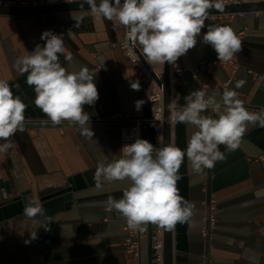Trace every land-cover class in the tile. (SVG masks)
<instances>
[{"label": "crops", "instance_id": "crops-1", "mask_svg": "<svg viewBox=\"0 0 264 264\" xmlns=\"http://www.w3.org/2000/svg\"><path fill=\"white\" fill-rule=\"evenodd\" d=\"M61 1L66 0H44V4ZM209 25L229 26L236 35L245 30L238 53L239 67L231 77L220 65L196 74L189 70L203 61L217 59L211 45L202 42ZM48 30L63 34L73 55L70 67L61 56L62 66L69 71L87 66L95 75L99 99L94 105H84L93 136L85 137L78 126L67 121L54 124L43 114L41 118L25 119L23 131L10 138L12 147L0 153V201L5 192L9 198L27 192L40 204L45 195L73 183L78 187L72 192L69 207L63 201L48 209L46 216L34 220L23 215L24 204L14 202V208L0 217V264H126V220L115 210L105 209L107 198L119 199L128 182H104L97 188L93 176L103 154L108 156L105 163L116 158L113 155H120L124 144L120 140L121 120L117 117H146L154 79L144 64L143 69L134 66L118 46L127 28L118 21L96 18L88 10L35 16L0 14V79L16 84L23 78L25 83L26 75L20 77L13 65L37 44L43 45L41 35ZM69 30L73 32L71 38ZM178 65L183 71L172 81L173 111L180 95L185 98L197 89L213 95L214 90L222 92L225 88L235 90L250 111L264 108V12L207 20L197 44L178 58ZM150 66L162 75L163 64ZM135 80L140 83L138 91L130 86ZM238 80L245 84L236 89ZM138 100L144 101L139 110ZM204 115L215 116L210 109ZM147 129L142 131V139L147 140ZM195 131L194 126L186 125L185 147ZM174 138L172 130V144ZM219 148L226 159L200 173L194 172L185 158L188 201L195 204V214L187 229L188 251H175L174 264H202L204 257L210 259L208 264H264V128L249 124L238 149L228 153L223 145ZM238 154H242L247 166L245 172L234 167ZM221 172L226 173L214 187L215 177ZM207 184L216 199L217 215L210 241L201 235ZM46 224L47 230L41 227ZM150 224L143 226L148 230L141 247L143 264H151ZM32 231H37V239L31 240Z\"/></svg>", "mask_w": 264, "mask_h": 264}, {"label": "clouds", "instance_id": "clouds-1", "mask_svg": "<svg viewBox=\"0 0 264 264\" xmlns=\"http://www.w3.org/2000/svg\"><path fill=\"white\" fill-rule=\"evenodd\" d=\"M78 4L81 10L87 4V10L96 18L118 21L126 27L129 39L138 44L147 63L172 65L195 47L210 10L223 8L220 0H79ZM67 34L71 38L73 32L69 30ZM41 40L45 41L43 45L37 44L13 65L20 77L26 75L25 83L35 93L32 104L52 123L67 121L78 126L82 135L92 138L90 115L84 111V105H94L99 99L95 75L87 66L69 71L61 65V56L69 67L73 61L63 34L48 30L42 33ZM202 42L211 45L221 63L231 61L242 49L241 40L229 26L209 25ZM244 84V80H238L235 88ZM130 86L140 90L138 80L131 81ZM13 88L19 90L20 85L0 79V140L4 141L0 153L12 147L10 138L17 131H23L25 111L29 107ZM184 99L185 104L179 105L169 117L171 122L197 129L184 149L165 144L161 137H158L159 147L137 137L122 146L118 157L113 155L116 158L105 163L108 156L103 154L104 159L97 164L93 176L97 188L104 182H128L119 199L107 198L105 210L121 214L132 230L143 231V226L151 223L171 231L177 224L190 223L195 204L185 199L177 186L185 158L194 172L211 169L226 159L219 146L233 152L239 148L249 124L264 128V108L250 111L235 90L216 89L213 95H208L197 89ZM143 103L136 101L137 110ZM209 109L215 116L204 115ZM4 195L7 198L6 192ZM23 215L33 220L46 216L43 206L31 196L24 199ZM47 224L41 227L47 230ZM30 238L37 239V231L30 232Z\"/></svg>", "mask_w": 264, "mask_h": 264}, {"label": "water", "instance_id": "water-1", "mask_svg": "<svg viewBox=\"0 0 264 264\" xmlns=\"http://www.w3.org/2000/svg\"><path fill=\"white\" fill-rule=\"evenodd\" d=\"M99 2V0H97ZM79 0L68 2H54V3H45L35 6H17V5H2L0 4V14H9L15 16H35V15H45V14H57L64 11H72V10H81L79 9ZM222 10L211 9L210 15H225V14H246V13H261L264 12V0L262 1H234L228 3H222ZM88 5H84L83 10H87ZM138 51V50H137ZM138 54L143 62V64L147 67L149 72L151 73L156 84L163 89V126H162V139L165 144L172 143V130H174V144L180 149L185 148V134H186V124L183 123H173L169 120V117L172 112L176 111L179 105L185 104V99L183 95H180L176 100V106L172 108V97H173V87L171 81V70L170 64H163V79H160L158 74L153 70L149 63L145 60L142 53L138 51ZM23 78H20L16 81V84L20 85L19 90L13 88V91L16 94H20L22 100L29 105V107L25 111V119H37L43 117V113L32 104V100H34L35 93L31 87H29L26 83L23 82ZM15 83H10V85H14ZM148 111L146 112V117H151V105H148ZM154 128L147 129V140L156 145L154 138ZM242 154H238L236 157V163L234 167L236 169H241L245 172L247 168L245 162L242 159ZM219 170H222L221 168ZM214 172L218 173V169H214ZM226 172H221L216 175L214 180V187H216V183H220L221 176ZM179 174L181 179L178 181V188L180 194L187 200H189V185L188 178L184 176L186 174L185 168V160L181 165L179 170ZM210 175V174H209ZM77 185L75 183L70 186L58 190L52 194H48L40 198V204L45 209V213L48 209L53 207L54 205H59L63 201H66V206L69 207L71 205L72 192L77 189ZM210 187L207 184V195L210 194ZM27 192L17 196L15 198H9L7 193V198L5 195H2V200L0 201V217L3 213L7 214V212L11 211L14 208L12 205L14 202L21 205L24 204V199L27 196ZM17 204V205H18ZM64 207V206H59ZM60 209V208H58ZM47 215V213H46ZM188 224H177L175 228L171 231L163 229V264H174V252H186L188 251V237H187V229ZM155 225L150 224L149 226V236L151 242L157 238V236L153 233V228ZM151 264H155V261L151 254Z\"/></svg>", "mask_w": 264, "mask_h": 264}, {"label": "built area", "instance_id": "built-area-1", "mask_svg": "<svg viewBox=\"0 0 264 264\" xmlns=\"http://www.w3.org/2000/svg\"><path fill=\"white\" fill-rule=\"evenodd\" d=\"M68 2L78 1V0H66ZM245 1H262V0H245ZM221 3L232 2L229 0H220ZM2 5H17V6H35L44 4V0H0ZM236 14H225V15H209V19L215 16H227L234 17ZM208 19V20H209ZM239 39L242 40L245 37V30H241L237 33ZM118 46L123 50L124 54L132 62V64L141 69L144 68L143 62L138 54V49L136 44L129 39L128 29L124 36V39L118 43ZM138 50V51H137ZM239 53V52H238ZM238 53L233 56L231 61L221 63L218 59L203 61L197 67L190 68L192 74L198 73L200 70L212 69L214 65H220L224 68L226 73L231 77L236 73L239 67ZM171 70V81L176 78L177 74H181L183 69L179 67L178 60L175 65L170 64ZM159 76V74H158ZM151 105V117H124L119 115L117 118L121 120L120 123V140L122 144H129L134 142V140L139 137L142 138V131L145 128H154V138L158 145V137L162 138V126H163V89L158 86L154 81V86L149 99ZM202 226L201 235L204 239L211 240L213 238V233L216 227L217 215H216V199L209 194L207 198L202 202ZM144 228V227H143ZM125 230L127 231V237L124 240V254L126 257V264H143L141 258V247L143 239L148 236V230L144 228L143 231L132 230L125 225ZM153 233L157 236L155 240L152 241V257L155 264H163V229L155 225L153 228ZM209 258L204 257L202 264H208Z\"/></svg>", "mask_w": 264, "mask_h": 264}, {"label": "bare ground", "instance_id": "bare-ground-1", "mask_svg": "<svg viewBox=\"0 0 264 264\" xmlns=\"http://www.w3.org/2000/svg\"><path fill=\"white\" fill-rule=\"evenodd\" d=\"M159 78H160V79H163V75L159 74Z\"/></svg>", "mask_w": 264, "mask_h": 264}]
</instances>
